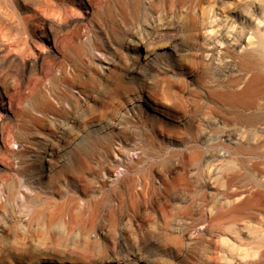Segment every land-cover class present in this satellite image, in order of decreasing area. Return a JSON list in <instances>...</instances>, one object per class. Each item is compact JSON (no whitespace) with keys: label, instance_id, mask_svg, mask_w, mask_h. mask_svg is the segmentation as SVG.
<instances>
[{"label":"rangeland","instance_id":"obj_1","mask_svg":"<svg viewBox=\"0 0 264 264\" xmlns=\"http://www.w3.org/2000/svg\"><path fill=\"white\" fill-rule=\"evenodd\" d=\"M238 2L74 1L69 15L40 9L23 26V47L10 34L24 77L7 67L0 264H109L120 246L149 238L150 264H264V63L247 42L229 44L221 16ZM70 16L78 22L58 26ZM165 17L180 25L182 50L166 48V37L142 74L127 75L131 32ZM212 29L223 51L214 60ZM74 116L75 130L56 137Z\"/></svg>","mask_w":264,"mask_h":264},{"label":"bare ground","instance_id":"obj_2","mask_svg":"<svg viewBox=\"0 0 264 264\" xmlns=\"http://www.w3.org/2000/svg\"><path fill=\"white\" fill-rule=\"evenodd\" d=\"M74 1H78L81 7L86 8V0H0V142L2 141L4 125L8 120L11 119L9 110L12 103L10 99H8L9 96L7 86V78L10 73H8L7 67L15 66L17 75L20 78L24 77V61L18 59L17 56L11 54L14 43L11 40L12 38L10 37V34L12 32H16L17 35L22 37L21 39H23L24 24L28 23L29 21L36 22L38 19H40V9H52L57 11L63 10L64 13L69 15L70 11L73 10L72 8ZM219 1L223 2V5L231 4V0ZM238 1V3L241 2L242 4H239L236 10H234L231 14L221 16L224 26H226V31L229 37V44L234 49H242L245 47L244 43L247 42L246 45L252 47L253 51H255L256 54L261 57V60L264 63V0ZM211 11L212 10H210V12ZM219 15L221 14L217 12L215 13L214 11L212 12L211 20H209L211 27L216 24L217 19H219ZM237 21H240V23L237 24ZM77 22V17L70 16L68 21L64 25L62 23H58V26H69ZM50 27L48 28L50 33L48 38L51 37V42L52 40L55 42L56 35H54V33L52 32L53 28ZM179 29L180 25L177 22H175L172 18L165 17L159 19L158 21H156V19H152L149 24H146L141 29L140 33L137 31H132L131 35L134 38L129 40V43L127 44V48L129 52H131L130 66L127 69V75L131 76L137 72L141 73L140 69L142 70L146 66L149 67V65L154 62L157 56L159 55L158 43H161V41L164 40L166 37L171 36V38L169 37L170 41L166 43V48L178 54L183 48L182 43L178 40L179 37H175V33L179 31ZM215 32L216 31L214 29L208 31L210 35V45L206 47V55L209 57L210 60L216 59V56L218 54L223 53V51L219 48L220 44H218L216 37H214ZM21 45L22 47L24 46V39ZM52 52H54V45L49 43L47 47V54ZM42 57L43 55L42 53H40V55L36 57V60L32 61L31 63L34 65L36 61L38 62V60ZM103 60L109 65L113 64L111 58ZM104 68L109 69L108 66ZM226 72H228V70L224 68L222 70V73L225 75ZM79 121L80 118L78 116H74L70 120H66L65 122L61 123L59 125L58 136L56 137H58L59 139H64V136L67 133L70 134L72 130H75V127L77 126ZM222 137H225L230 140L232 139V134L225 132L222 134ZM43 144V149L48 155L55 154L57 147L53 143L45 142ZM1 147L2 146L0 144V151ZM45 160L47 159L45 158ZM1 168L2 163L0 162V169ZM30 183L31 182L28 181V184H25L27 190L31 188V185H29ZM208 186L210 189V194H214L218 190L215 182H212ZM24 193L26 192L23 190L22 194L24 195ZM184 225V222L176 220L174 222V229L176 231L183 230L185 228ZM1 227L2 224H0V231H2ZM230 241L232 242L233 240ZM154 243L155 241L149 238L148 241L141 243L140 246L137 245V247L135 246L128 249L124 247L125 245L120 246L121 251L119 249L118 252H115L113 254L111 253L110 256L108 254V257H106V261H108L109 264H150V258L145 256V252L151 249V246ZM223 243L227 244L226 238H223ZM229 245L233 252V249L235 247L234 243L232 244L229 242ZM45 247L44 250H46L47 248ZM42 252L43 248L41 246H38L36 248V253L41 254ZM250 253L251 251L245 252L246 256H249ZM241 263H243V260L239 257H236L235 264Z\"/></svg>","mask_w":264,"mask_h":264}]
</instances>
